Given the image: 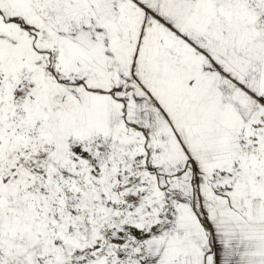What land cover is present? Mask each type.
Listing matches in <instances>:
<instances>
[{
    "label": "snow or ice",
    "instance_id": "6c2138e0",
    "mask_svg": "<svg viewBox=\"0 0 264 264\" xmlns=\"http://www.w3.org/2000/svg\"><path fill=\"white\" fill-rule=\"evenodd\" d=\"M0 264H264V0H0Z\"/></svg>",
    "mask_w": 264,
    "mask_h": 264
}]
</instances>
